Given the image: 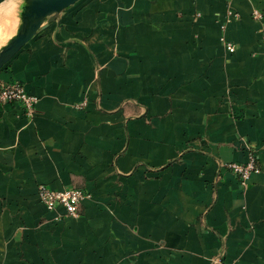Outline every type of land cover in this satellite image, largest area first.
<instances>
[{"label":"crops","instance_id":"1","mask_svg":"<svg viewBox=\"0 0 264 264\" xmlns=\"http://www.w3.org/2000/svg\"><path fill=\"white\" fill-rule=\"evenodd\" d=\"M262 28L264 0H79L45 21L0 68L38 99L0 102V264H264ZM248 149L242 184L225 165ZM40 184L88 196L71 216Z\"/></svg>","mask_w":264,"mask_h":264},{"label":"built area","instance_id":"2","mask_svg":"<svg viewBox=\"0 0 264 264\" xmlns=\"http://www.w3.org/2000/svg\"><path fill=\"white\" fill-rule=\"evenodd\" d=\"M231 13V12H229ZM252 15L255 19L260 18L261 13L259 10L254 9ZM234 16H236L234 14ZM262 43L264 45V29H261ZM228 51H233L234 46L231 43L225 42ZM38 99L35 95L26 92L18 83H10L0 86V102H17L22 105L27 116H32L34 113L35 105ZM226 168L235 174L240 183L245 184L253 172L259 170L257 159L254 151L248 149L247 160L240 162H228ZM38 196L45 204L46 208L54 209L56 205H61L66 214L75 216L79 212L80 202L88 196L83 190L79 188H66L62 190L49 189L45 185H38ZM214 263H223L221 257L213 260Z\"/></svg>","mask_w":264,"mask_h":264},{"label":"water","instance_id":"3","mask_svg":"<svg viewBox=\"0 0 264 264\" xmlns=\"http://www.w3.org/2000/svg\"><path fill=\"white\" fill-rule=\"evenodd\" d=\"M79 0H0L14 4L13 29L8 28L0 43V68L10 60L45 21L55 19L61 12Z\"/></svg>","mask_w":264,"mask_h":264},{"label":"rangeland","instance_id":"4","mask_svg":"<svg viewBox=\"0 0 264 264\" xmlns=\"http://www.w3.org/2000/svg\"><path fill=\"white\" fill-rule=\"evenodd\" d=\"M13 11H11V5L10 3H1L0 4V26L4 23L5 27L3 31H0V41L2 42L6 36V31H8V28L10 24L12 23V20L10 21V17L13 16ZM8 15V16H7ZM10 15V16H9ZM5 16V17H4ZM6 18V20H5ZM11 18V19H12ZM5 20V21H4ZM6 23V24H5ZM7 27V28H6ZM1 30V27H0ZM5 34V35H4ZM4 35V36H3Z\"/></svg>","mask_w":264,"mask_h":264},{"label":"bare ground","instance_id":"5","mask_svg":"<svg viewBox=\"0 0 264 264\" xmlns=\"http://www.w3.org/2000/svg\"><path fill=\"white\" fill-rule=\"evenodd\" d=\"M11 5V11H13V9H14V4H10ZM14 12V11H13ZM13 14V13H12ZM8 16V15H7ZM10 16V15H9ZM5 17V16H4ZM12 18V16L10 17V21L13 19H11ZM5 20H6V18H5ZM4 20V21H5ZM6 24V23H5ZM1 27V30L0 31H3L4 30V27H5V25H4V23L0 26ZM7 28V27H6Z\"/></svg>","mask_w":264,"mask_h":264}]
</instances>
